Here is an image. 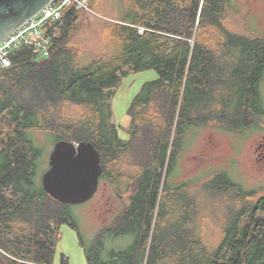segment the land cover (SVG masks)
Here are the masks:
<instances>
[{"label": "trees", "instance_id": "1", "mask_svg": "<svg viewBox=\"0 0 264 264\" xmlns=\"http://www.w3.org/2000/svg\"><path fill=\"white\" fill-rule=\"evenodd\" d=\"M89 3L106 10L100 0ZM115 4L116 18L91 40L79 31L83 11L66 7L50 24L48 56L22 46L0 70V254L8 264H53L57 225L77 227L70 206L42 188V133L53 144L91 142L100 180L130 190L125 208L87 250L88 264H264V189H244L223 170L205 179L207 196L232 202L220 237L207 240L209 219L200 217L192 182L172 178L190 130L211 124L244 134L264 122V38L229 25L241 17L235 0ZM143 69L157 76L134 95L130 138L122 141L112 121L113 89ZM124 234L132 235L126 249H105L106 235Z\"/></svg>", "mask_w": 264, "mask_h": 264}, {"label": "rangeland", "instance_id": "2", "mask_svg": "<svg viewBox=\"0 0 264 264\" xmlns=\"http://www.w3.org/2000/svg\"><path fill=\"white\" fill-rule=\"evenodd\" d=\"M100 1L106 6L105 11L93 9L96 14L81 12L79 31L87 35L88 40L97 37L100 25L104 21H113L117 15L115 0ZM235 1L240 6L241 17L238 19L230 17L229 25L236 30L264 38V0ZM156 76L154 69L129 71L127 75L120 77L114 87L111 97L112 121L122 141L130 138L127 110L134 95L143 81L154 79ZM261 88L264 96V77ZM188 136L190 142L185 145L178 157V165L172 178L175 183L192 182L191 191L200 206V217L207 216L209 219L206 227L203 226L205 238L214 240L221 235L222 212L232 202L223 199V203H219L216 199L210 198L204 193L202 183L215 172L223 170L244 189H264V159L258 160L259 155L256 151L258 144L264 143V122L258 128L247 130L244 134L226 131L209 124L190 130ZM39 138L38 142L44 148L42 168L46 170L53 140L49 135L42 133ZM40 173L42 176V170ZM129 193L130 190L126 189L125 183H120L117 187L103 179L99 181L98 189L92 198L83 203L69 205L77 227L67 222L57 225L56 234L52 238L53 264H88L87 250L94 244L99 230L105 225H110L125 208ZM103 241L106 250H123L130 245L132 235L109 237L106 235ZM0 257V264H8L6 259L2 258L3 255L0 254ZM63 258L66 260L65 263Z\"/></svg>", "mask_w": 264, "mask_h": 264}, {"label": "water", "instance_id": "3", "mask_svg": "<svg viewBox=\"0 0 264 264\" xmlns=\"http://www.w3.org/2000/svg\"><path fill=\"white\" fill-rule=\"evenodd\" d=\"M50 0H0V41L40 11ZM102 173L100 155L91 142L58 139L48 156L41 184L62 204L83 203L96 193Z\"/></svg>", "mask_w": 264, "mask_h": 264}, {"label": "built area", "instance_id": "4", "mask_svg": "<svg viewBox=\"0 0 264 264\" xmlns=\"http://www.w3.org/2000/svg\"><path fill=\"white\" fill-rule=\"evenodd\" d=\"M89 1L50 0L38 13L0 41V70L10 66L11 54L22 46L30 48L36 57L48 56L55 36L50 24L59 20L62 11L71 5L85 13L96 14Z\"/></svg>", "mask_w": 264, "mask_h": 264}, {"label": "flooded vegetation", "instance_id": "5", "mask_svg": "<svg viewBox=\"0 0 264 264\" xmlns=\"http://www.w3.org/2000/svg\"><path fill=\"white\" fill-rule=\"evenodd\" d=\"M211 140H209V142H210ZM256 151L258 152V155H259V157L257 158L258 160L259 159H264V143L263 142H260L259 144H258V146L256 147ZM99 181H100V179H99ZM99 185V184H98ZM0 232H2V233H4L5 232V227H4V225L3 224H1L0 223ZM1 258V257H0ZM3 258V257H2Z\"/></svg>", "mask_w": 264, "mask_h": 264}]
</instances>
